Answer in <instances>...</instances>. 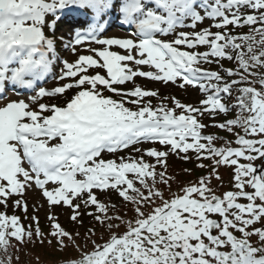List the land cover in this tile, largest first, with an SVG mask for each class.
<instances>
[{
  "label": "snow or ice",
  "instance_id": "1",
  "mask_svg": "<svg viewBox=\"0 0 264 264\" xmlns=\"http://www.w3.org/2000/svg\"><path fill=\"white\" fill-rule=\"evenodd\" d=\"M37 245L46 264H264V0H0V264Z\"/></svg>",
  "mask_w": 264,
  "mask_h": 264
},
{
  "label": "rangeland",
  "instance_id": "2",
  "mask_svg": "<svg viewBox=\"0 0 264 264\" xmlns=\"http://www.w3.org/2000/svg\"><path fill=\"white\" fill-rule=\"evenodd\" d=\"M140 83H148L147 81H144V80H140L139 81ZM55 85V83L51 86L53 87ZM148 87H157V88H161L163 87L162 84H152V83H148ZM167 87L169 88H173L174 90V93L176 94H180V95H184L182 92H180L179 88L169 84ZM200 96V95H199ZM197 98V95L194 99L192 100H195ZM188 102V101H187ZM171 160V158H170ZM169 160V162H170ZM228 172L229 170L228 169H221V173L225 176V178L227 179V176H228ZM113 198L115 199V196H113ZM27 199L29 201V204L32 203V201L36 200V199H39V193L38 192H29L27 194ZM30 213H31V208L29 209ZM19 214V213H18ZM44 211H41L39 213V216H40V220L42 221V223H45L44 221ZM27 222V221H26ZM61 222L65 225V227H68V228H72V225L67 221L66 217L65 216H61ZM85 224H87V218H85ZM81 231H83V229H81ZM27 253V254H26ZM16 255L19 256V264H35V259H33L32 257L34 256L30 251L27 252V249L25 250V252H20V253H16ZM15 255V256H16ZM6 259V258H5ZM12 264H17V261L16 259H13L12 261ZM42 264H46V263H43Z\"/></svg>",
  "mask_w": 264,
  "mask_h": 264
},
{
  "label": "trees",
  "instance_id": "3",
  "mask_svg": "<svg viewBox=\"0 0 264 264\" xmlns=\"http://www.w3.org/2000/svg\"><path fill=\"white\" fill-rule=\"evenodd\" d=\"M180 97L183 98L182 95H180ZM186 100H189V99H186ZM221 135H223V133H221ZM169 163L173 166L174 170L175 169H180V168H183V167H193V165H191V164H183L182 162L176 160V158H174V157L171 158ZM197 174H199V173H197ZM192 178H194V177H184V179H192ZM24 223L27 224L28 222L24 221ZM41 224H44V223H42V221H41ZM28 251H30L34 255L32 257L33 259H35L36 255H39L41 257V261L43 263H46L48 260L54 258L53 255L50 254L49 250L46 247L42 249V248L39 247V245H37L35 247H28L27 248V252ZM68 254L69 255H74V253H72L71 251ZM15 255H16V253H14V257H15ZM54 255H55V257H59L61 254L55 253ZM5 258H6V256H4V254L2 252H0V259H5ZM13 259H15V258H13Z\"/></svg>",
  "mask_w": 264,
  "mask_h": 264
},
{
  "label": "bare ground",
  "instance_id": "4",
  "mask_svg": "<svg viewBox=\"0 0 264 264\" xmlns=\"http://www.w3.org/2000/svg\"><path fill=\"white\" fill-rule=\"evenodd\" d=\"M66 58H68L69 60L73 59L71 55H68Z\"/></svg>",
  "mask_w": 264,
  "mask_h": 264
}]
</instances>
